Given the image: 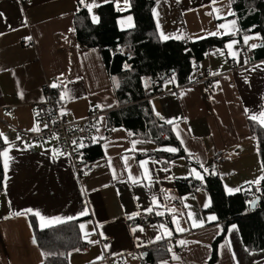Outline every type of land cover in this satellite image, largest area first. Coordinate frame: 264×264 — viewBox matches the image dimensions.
Wrapping results in <instances>:
<instances>
[{"label": "crops", "instance_id": "obj_1", "mask_svg": "<svg viewBox=\"0 0 264 264\" xmlns=\"http://www.w3.org/2000/svg\"><path fill=\"white\" fill-rule=\"evenodd\" d=\"M109 2L122 12L128 10V4L119 6L117 0H0V115L8 122L0 121V133L4 134L0 152L8 154L0 155L4 175L0 187V264H43L31 222L36 211L46 223L54 217L63 222L73 217L71 220L79 219L85 226L80 228L84 247L70 252V264H108L106 255L112 258L111 264H142L140 253L159 240L172 242L170 258L160 264H206L222 223L207 211L212 198L206 189L181 195L175 178L196 177L193 170L203 177L202 170H207L220 175L226 191L233 193L264 176L249 126L253 115L260 117L264 112V52L259 49L263 44L258 34L245 35L253 37L247 44L244 36L228 41L223 48L208 50L199 70H210L216 76L210 85L192 83L173 90L176 84L167 82L163 92L149 99L155 115L173 120L176 136L179 132L184 149L197 159L202 170L183 157L167 166L156 157H140L147 151L169 147L133 139L124 125L111 127L108 111L94 133L104 154L93 161V171L82 177L55 140L41 146L16 144L14 128H40L33 105L45 100L47 80L59 85L56 93L73 120L84 118L94 108L119 109L116 82L100 50L83 45L73 26L76 10L95 5L92 10ZM154 10L160 32L172 38L196 41L198 37L239 31L235 17L229 15L233 13L230 0H216L215 4L212 0H158ZM124 16L118 18L120 28ZM222 23L225 28L218 29ZM213 32L219 34L208 35ZM233 41L237 43L229 50L227 44ZM251 44L258 46L251 48ZM230 52H236V57ZM62 93H67L64 100ZM6 107L12 108L13 116ZM220 149L225 150L226 160L216 165L213 157ZM141 161L148 163L142 167ZM25 209L33 213L14 214ZM140 213L146 221L141 222ZM34 216L40 226V217ZM209 216L216 220L209 221ZM174 220L185 231H177ZM194 220L202 221V226H193ZM165 229L172 235L168 236ZM107 238L114 240L103 246L100 241ZM173 254L179 259H173ZM215 264H264V249L249 251L238 225L231 224Z\"/></svg>", "mask_w": 264, "mask_h": 264}, {"label": "trees", "instance_id": "obj_2", "mask_svg": "<svg viewBox=\"0 0 264 264\" xmlns=\"http://www.w3.org/2000/svg\"><path fill=\"white\" fill-rule=\"evenodd\" d=\"M158 0H129V8L120 11L109 2L98 7V21L85 6L76 10L73 26L78 40L85 46L100 50L103 61L115 80V95L119 109L107 108L110 122L124 125L133 139L146 140L160 147H174L177 152L165 149L151 150L139 156H153L168 165L183 157L201 169L195 157L188 154L176 136L173 125L155 115L144 88L148 81L161 80L167 74H175L179 85L192 84L199 64L212 47L223 48L232 39L242 40L245 35L258 34L264 52V0H230L239 31L235 34L210 36L192 41L185 38L164 40L157 28L154 9ZM132 14L134 26L121 29L118 18ZM243 43V41H241ZM117 79V81H116ZM255 139L261 166L264 165V126L257 120H249ZM3 144L0 138V149ZM1 153V152H0ZM101 143L88 149L87 157L94 161L103 156ZM202 170V169H201ZM264 170V169H263ZM203 178L177 177L175 188L181 194L206 189L212 198L207 211L217 215L222 223L221 233L212 242V254L206 264H215L219 246L231 224L238 225L244 244L249 251L264 249V180L259 185H247L237 192L228 193L220 175L202 170ZM3 166L0 159V187L3 185ZM250 193V195H248ZM258 198L256 207L249 202ZM35 239L43 253V264H70V252L81 249L84 239L80 220H68L41 228L37 218L31 215ZM167 240H159L146 247L140 254L146 264H160L170 258Z\"/></svg>", "mask_w": 264, "mask_h": 264}, {"label": "built area", "instance_id": "obj_3", "mask_svg": "<svg viewBox=\"0 0 264 264\" xmlns=\"http://www.w3.org/2000/svg\"><path fill=\"white\" fill-rule=\"evenodd\" d=\"M28 1L30 0H24V2ZM212 49L213 48H211V50ZM215 77L216 76H214L210 70L204 72L198 70L191 83H205L210 85ZM170 81L176 84L173 90H178L184 86L178 84V79L175 74H167L161 80L148 81L146 83L144 88L146 99L149 100L153 95L163 92L164 84ZM51 85V81L47 80L44 85V92L46 94L45 100L33 105V109L40 124V131L34 132L27 129L14 128L17 132L16 144L41 146L48 140H55L60 152L72 159L77 174L82 177L94 169L93 161L89 160L87 157L88 149L97 144L98 141L94 139V133L100 119L107 111L94 108L91 109L84 118L73 120L64 110L55 88L51 87ZM5 109L10 116L14 115L12 108L6 107ZM62 110L64 112L63 115H61ZM0 121L8 123L2 115H0ZM44 125H48V127L45 128ZM114 126H116V124L112 122L111 127ZM73 141L77 143L73 144ZM80 143H83L84 147L80 148ZM213 160L216 165L222 164L226 160L225 150H218ZM248 195H250V193ZM138 217L141 222L146 221L143 213H140ZM113 240L114 238H107L100 242L105 246ZM171 244V241L167 242L169 247ZM111 260L112 258L110 256H105V261L108 264H111ZM142 264L146 263L142 261Z\"/></svg>", "mask_w": 264, "mask_h": 264}, {"label": "snow or ice", "instance_id": "obj_4", "mask_svg": "<svg viewBox=\"0 0 264 264\" xmlns=\"http://www.w3.org/2000/svg\"><path fill=\"white\" fill-rule=\"evenodd\" d=\"M80 2L81 3H84V0H80ZM215 2H216V0H212V3L213 4H215ZM93 6H95V5H85V7H88V9H89V11H91V8L93 7ZM215 11H219V9H214ZM209 14H211V13H209ZM154 15H156L157 17H158V13H156L155 12V10H154ZM229 15H234V13H229ZM3 16V13H0V17H2ZM96 17H93V21L95 22L96 21ZM127 21H128V27L129 28H131V27H133L134 25L132 24V17L131 16H128L127 17ZM232 24L234 25L235 24V21H232ZM160 27V25H159V22H158V20H157V28H159ZM225 28V24H220L219 26H218V29H224ZM217 34H219V32H213V33H209L208 35H217ZM0 35H2V33H0ZM159 35L164 39V40H168V39H170V38H172L171 36H169V35H165L162 31L159 33ZM199 39H202L203 37H198ZM253 37H250V36H245L244 37V43L245 44H247L248 43V41L250 40V39H252ZM27 39H31V37H28ZM235 43H237V41H233L232 43H229V44H227V48L229 49V50H231L232 48H233V44H235ZM258 45H256V44H251V48H256ZM231 56H233V58H235L236 57V55H237V53L236 52H230L229 53ZM171 82V81H170ZM51 87H53V88H56V87H59V85H57L56 83H53L52 85H51ZM67 93H62L61 94V100H64V98H65V95H66ZM20 95H21V97H22V93H20ZM246 111H247V109H246ZM64 114V112H63V110L61 111V115H63ZM157 115H159L158 113H157ZM251 119L252 120H259V123L262 125V126H264V112H262L261 114H260V117H257V116H255V115H253L252 117H251ZM167 123L168 124H173V120H168L167 121ZM44 127L45 128H47L48 127V125H44ZM98 130V129H97ZM29 131H40V128H39V125H36V126H34L33 128H31V129H29ZM189 131H190V129H189ZM4 136V134L3 133H0V137H3ZM177 136L179 137V132H177ZM18 139H19V137H18ZM95 139V138H94ZM5 140H6V137H5ZM73 144H76L77 142L76 141H73L72 142ZM181 143H183V141L181 140ZM79 147L80 148H82V147H84V144L83 143H80L79 144ZM166 151H169V152H177V151H179V149H177V148H174V147H169V148H167V149H165ZM0 155H2V156H5V157H7V151H5V152H3V153H0ZM124 162H125V164L127 165V157H125L124 158ZM148 162L147 161H141L140 162V164H141V166L143 167L144 165H146ZM4 167H5V169H7V160H5V164H4ZM262 169H264V165H262ZM205 171H207V170H205ZM193 172L195 173V175H196V177L198 178V179H202L203 177L201 176V174L199 173V172H195V170H193ZM192 173H190V175H191ZM150 178V177H149ZM7 179V177H5V180ZM260 180H264V176H262V177H260L258 180H256V181H249L248 183H251V184H257V183H259L260 182ZM229 191H231V189L229 190ZM251 205H255V201H251V202H249ZM205 207H208V204H205ZM147 211H149V212H151L152 211V209L151 208H149V209H147ZM29 213H33V210L32 209H25V210H23V212H16V213H14L15 215H17V216H19V215H27V214H29ZM85 213L84 212H81V215H84ZM158 214H161L162 215V213H158ZM34 215H36V216H38V217H40V220H41V224H40V227L41 228H43V227H49V226H51V224H52V222H55V223H62L63 221L61 220V218L60 217H54V218H51L47 223L45 222V220H46V218L45 217H43V216H41V214H40V212L39 211H36L35 213H34ZM188 216H189V218H193V214L191 213V212H189L188 213ZM68 220H71V219H73V217H68L67 218ZM208 220L209 221H214V220H216V217L215 216H209L208 217ZM174 223H176L177 224V228H176V230L177 231H180V232H183V231H185V229L184 228H181L180 226H179V222L178 221H176V220H174L173 221ZM202 224H203V222L201 221L200 223H196L195 222V220H194V222H193V226H202ZM84 225L83 224H81L80 225V228L81 229H84ZM161 227H164V225H161ZM232 228L233 229H235L236 228V226L235 225H233L232 226ZM136 229H133V231H135ZM141 231L143 230V229H140ZM165 231H166V234L168 235V236H171L172 235V232L171 231H169V230H167V229H165ZM85 235H87V233H85ZM157 239H162L163 237H160V236H157L156 237ZM33 242L35 243V239L33 240ZM90 243H98V241H89ZM178 243H180V244H184V243H186L185 241H179ZM107 247V246H106ZM170 251H171V249H169ZM77 251H79V249H77ZM173 259H179V257H177L175 254H173V257H172ZM163 264H167V261H165V262H163Z\"/></svg>", "mask_w": 264, "mask_h": 264}, {"label": "rangeland", "instance_id": "obj_5", "mask_svg": "<svg viewBox=\"0 0 264 264\" xmlns=\"http://www.w3.org/2000/svg\"><path fill=\"white\" fill-rule=\"evenodd\" d=\"M122 3H126V6H127V4H128V6H129V0H117V4L120 6ZM129 8V7H128ZM92 12V18L93 17H96L97 19H96V21L95 22H97L98 21V7L97 8H93L92 10H91ZM128 16H131L132 17V24L134 25V17L132 16V14H130V13H128V14H125V16L121 19V21H120V25L122 26V27H126V29L128 28V21H127V17ZM121 27V28H122ZM122 29H124V28H122ZM116 81H117V79H116ZM234 193V192H233ZM221 233V232H220ZM226 237H227V235H226ZM226 237L224 238V240L226 239ZM223 240V241H224ZM222 241V242H223ZM221 242V243H222ZM220 243V244H221ZM211 247H212V244H211ZM218 261V260H217ZM216 261V262H217Z\"/></svg>", "mask_w": 264, "mask_h": 264}, {"label": "water", "instance_id": "obj_6", "mask_svg": "<svg viewBox=\"0 0 264 264\" xmlns=\"http://www.w3.org/2000/svg\"><path fill=\"white\" fill-rule=\"evenodd\" d=\"M261 44H263V43H261ZM253 201H255L256 203H255V205L253 206V205H251V208H255L256 207V205H257V202H258V198H255Z\"/></svg>", "mask_w": 264, "mask_h": 264}]
</instances>
